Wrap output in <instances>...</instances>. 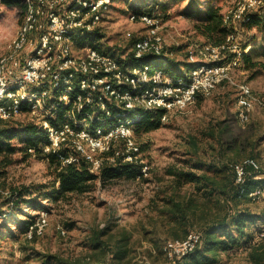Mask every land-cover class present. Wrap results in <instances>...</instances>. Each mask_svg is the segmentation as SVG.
<instances>
[{
    "label": "rangeland",
    "instance_id": "obj_1",
    "mask_svg": "<svg viewBox=\"0 0 264 264\" xmlns=\"http://www.w3.org/2000/svg\"><path fill=\"white\" fill-rule=\"evenodd\" d=\"M138 1H112L99 25L103 35L99 41L101 49L125 56L130 52L131 42L145 34L143 24L129 21L133 14L130 6L137 5ZM238 1L146 0L145 7L154 4L155 14L160 18L158 33L164 52L168 58L180 62L179 69L183 72L189 52L199 60V48L207 42L199 28L205 22L200 12L211 6L219 8L220 15L225 17ZM22 10V0L11 3L0 0V51L14 38ZM234 28L240 44L250 46L247 54L255 65L246 70L240 61L232 68L230 80L217 85L209 96H198L184 110L171 112L159 128L149 133H134L143 146L142 157L151 168L148 178L142 181L115 179L105 184L97 181L85 193H66L54 201L42 200L41 206L49 211L43 234L31 241L24 234L20 241L13 235L7 237V241L0 240V264H62L87 261L88 257L95 264L93 233L108 225L112 228L110 233L116 237L124 231L131 234L128 264H171L162 252L163 243L181 239L174 234L181 237L184 234L182 229L173 231L177 219L170 211L169 200L174 195L181 202L189 195L199 206L191 224H187L188 232H200L198 217L202 208L209 215L208 219L227 216L230 211L215 193L204 198L194 184L182 182L181 187L175 186L178 173H205L225 182L231 175L226 170L227 165L245 158H254L261 166L262 193L255 200H243L237 206L251 212L254 218L249 234L264 228V34L256 28H240L239 25ZM156 67L162 65L153 64L152 68ZM241 84L248 85L256 98L244 122L237 116L238 85ZM31 123L30 116L21 115L9 121L7 127L19 133L23 126ZM21 147L20 138L14 137L0 152V215L7 211L13 191L27 189L33 196L51 189L53 181L47 161L41 156L26 154ZM30 213L37 211L28 209L21 218ZM0 222L10 232L18 233L15 221L5 217ZM61 230L66 231L64 236ZM95 256L102 264H112L109 256L105 260L102 255ZM215 264L253 263L246 251L233 247L221 250L220 261Z\"/></svg>",
    "mask_w": 264,
    "mask_h": 264
},
{
    "label": "built area",
    "instance_id": "obj_2",
    "mask_svg": "<svg viewBox=\"0 0 264 264\" xmlns=\"http://www.w3.org/2000/svg\"><path fill=\"white\" fill-rule=\"evenodd\" d=\"M110 5L111 0H22L17 32L0 51V121L30 116L46 133L43 152H56L67 145L76 155L63 163L70 164L80 156L92 172L118 161L132 164L139 168L135 180L142 181L148 178L151 168L134 137V122L139 117L125 118L115 126L97 127L92 131L87 120L99 114L110 117L113 108L129 113L163 109L166 114L161 122H164L171 112L184 110L198 96L207 97L217 85L229 81L232 68L239 65L242 54L250 46L242 47L234 31L218 45L203 44L198 51L199 60L189 52L187 68L178 77L146 65L128 70L108 52L76 47L74 36L98 28ZM262 5V0H239L224 22L244 21L249 10ZM129 21L139 22L146 28L145 34L131 47L135 57L167 56L158 33V15L131 14ZM238 89L237 116L244 122L256 98L248 85H238ZM58 108L65 110L64 121L54 127L49 118H55ZM85 109L92 113L88 119L78 120L77 115ZM230 169L238 185L249 175L254 180L263 178L261 166L254 158L231 163ZM261 193V189L255 188L249 197L255 200ZM46 215L47 212H41L27 230V238L43 234ZM60 233L64 236L66 231ZM257 237L264 240V228L258 231ZM200 238L198 232H191L183 239L166 240L162 252L174 264L191 253Z\"/></svg>",
    "mask_w": 264,
    "mask_h": 264
},
{
    "label": "trees",
    "instance_id": "obj_3",
    "mask_svg": "<svg viewBox=\"0 0 264 264\" xmlns=\"http://www.w3.org/2000/svg\"><path fill=\"white\" fill-rule=\"evenodd\" d=\"M3 3H11L13 0H1ZM113 0H111L112 3ZM217 1V0H213ZM263 5L256 10H249L245 15V20H236L224 22V17L219 13V8L207 7L200 12L205 22L200 24L199 28L202 36L207 41L206 43L218 45L222 43L228 34L237 31L235 26L240 28H256L260 33L264 34V0ZM147 5L146 0H139L137 5H131L130 10L135 15L149 14L155 15V6ZM77 48L93 47L100 51L108 52L115 56L120 64L128 70L139 69L144 65L150 67L152 70L161 69L170 77H178L183 72L180 71V62L172 60L167 56L161 55H143L135 57L130 49L125 56H117L112 50L105 51L101 49L99 41L103 38L100 32V27L88 32H79L74 36ZM97 43V44H96ZM134 41L131 42V47ZM242 47H245L242 45ZM241 61L244 68L250 69L255 64L251 60L249 54L245 53L241 56ZM160 63L162 67L152 68L153 64ZM187 68V64L185 66ZM184 71V70H183ZM151 83L146 87H150ZM64 111L58 108L55 113V118H49L52 126H59L64 121ZM112 115L110 117L102 116L101 114L92 117L88 121L89 129L92 131L97 127H111L123 122L124 119H133L138 116V120L134 122V133H149L160 127L161 118L165 116L166 112L163 109H154L139 112H126L118 109H111ZM92 113L90 109L83 110L77 115L78 120L87 118L88 114ZM88 119V118H87ZM11 121V120H9ZM9 121H0V152L6 149L8 141L14 137H19L22 143V151L30 155H38L43 157L52 174L51 189L41 191L37 195H31L30 190L21 189L13 191L11 199L8 203L6 212L0 215L1 218H9L16 222L17 234H14L5 228L4 224L0 222V240L7 241V237L13 235L17 241H20L21 234H24L28 241L36 239L38 236L33 234L32 238L26 237V232L29 227L35 224L41 212H49L47 208L41 206L42 200L54 201L59 197H63L66 193H85L90 190L93 183L100 181L101 184L111 182L115 179H129L134 180L139 175V168L132 164H125L118 161L115 164H104L98 173L92 172L86 160L77 156V160L70 164H64L63 161L71 155H76L72 148L67 145L62 146L56 152H43V145L46 139L45 131L35 124L33 121L30 125L23 126L19 133L15 132L12 127H7ZM5 127H1L4 126ZM137 141V140H136ZM141 150L143 146L140 144ZM13 148H10L12 152ZM31 149L33 152L29 153ZM231 164V163H230ZM230 164L227 165L226 170L230 171L231 175L227 177L225 182L219 181L216 177L208 174H197L193 171H183L178 173V178H175L174 184L177 187L182 186L183 183L194 184L197 191L201 192V196L208 198L215 193L222 201L228 205L230 211L227 216L209 218L206 210L202 208L198 232L201 236L197 247L188 255L175 261L174 264H215L220 261V251L229 250L233 247L241 248L246 251L248 259L253 264H264V240L257 237L256 234H249L252 221L254 220L251 212L245 209H239L238 204L243 200L253 201L249 197V193L255 188H261L263 180H254L253 175L246 177L243 184L238 185L234 182V176L230 169ZM182 179L181 181L179 180ZM58 186V188L56 187ZM171 210L173 216L177 219L174 230L182 229L183 236L174 234V237L185 238L189 233L187 231V224H189L195 216V209L199 208L194 203V200L189 195L184 196V202L175 199V195L171 200ZM204 206V204L202 205ZM201 207V206H200ZM28 209H35L36 214H26L23 218V212ZM191 224V223H190ZM186 227V229H185ZM231 229V230H230ZM111 226L101 228L93 233L92 250L95 254V264H102L100 258L95 255H102L104 260L109 256L112 264H128V259L131 253L129 244L131 234L124 231L118 237L111 234ZM259 231V230H258ZM197 232V231H195ZM115 238V239H114ZM85 260H75L73 262H64L62 264H94V262Z\"/></svg>",
    "mask_w": 264,
    "mask_h": 264
}]
</instances>
